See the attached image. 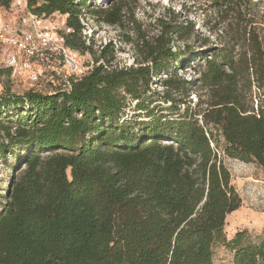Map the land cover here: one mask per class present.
<instances>
[{"label":"trees","instance_id":"16d2710c","mask_svg":"<svg viewBox=\"0 0 264 264\" xmlns=\"http://www.w3.org/2000/svg\"><path fill=\"white\" fill-rule=\"evenodd\" d=\"M127 1L27 3L64 14L82 54L79 15L122 28ZM204 1L207 34L168 7L155 34L126 38L134 63L112 66L109 40L69 86L0 93V160L18 170L0 194V264H213L214 243L234 241L223 156L264 180V0ZM232 250L231 264H264V228Z\"/></svg>","mask_w":264,"mask_h":264},{"label":"rangeland","instance_id":"374dc122","mask_svg":"<svg viewBox=\"0 0 264 264\" xmlns=\"http://www.w3.org/2000/svg\"><path fill=\"white\" fill-rule=\"evenodd\" d=\"M109 2L110 0H96L95 4L105 7L109 5ZM204 4V0H199L195 4H191V0H128V10L123 19L122 28L98 21L94 16L87 14L83 20L85 24L82 35L85 42L92 45L93 52L82 53V60L84 64L93 66L95 56L98 54L97 50L111 40L117 47L111 65L134 63L138 51L133 43L126 41V38H131L135 42L139 36L149 37L155 34L156 18L161 16L168 7L194 20L195 27H200L199 29L207 34L208 32L202 27L206 17L202 9ZM261 6L264 7V4ZM49 20L56 22L58 30L61 31L65 24V15L53 12L49 15ZM177 44L181 46L182 42ZM188 44L192 45L193 42L189 40ZM6 51L5 46L0 47V93L5 89L14 93H23L28 89L48 92L63 86L64 82L59 75L61 66L57 64L32 62V74L24 71V74L20 76H11L10 70L8 72V67L3 63ZM191 71L192 69L187 66L184 70L178 68L177 74L188 77ZM191 96L193 100L197 98L193 93ZM12 158L10 155L7 156V162ZM223 163L231 174V182L241 198V205L226 216L224 225L227 240L237 237L229 244L214 243L213 264H231L232 248L256 240L264 228V180L261 169L253 163L227 156H223ZM17 173L18 170L12 169L5 161L0 160V194L4 193L3 189L6 186L11 185L12 178Z\"/></svg>","mask_w":264,"mask_h":264},{"label":"built area","instance_id":"2783aa9c","mask_svg":"<svg viewBox=\"0 0 264 264\" xmlns=\"http://www.w3.org/2000/svg\"><path fill=\"white\" fill-rule=\"evenodd\" d=\"M86 17L84 13L79 15L82 31ZM58 29L49 15L33 12L27 0H11L8 6H0V47H6L3 63L11 76L24 71L32 74V62L57 64L61 66L63 85L69 86L71 79L88 72L92 66L84 64L82 54L66 44L65 36L72 29L66 23L61 31Z\"/></svg>","mask_w":264,"mask_h":264}]
</instances>
